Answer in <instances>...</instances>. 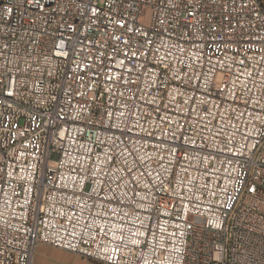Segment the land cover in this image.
I'll use <instances>...</instances> for the list:
<instances>
[{
	"label": "built area",
	"instance_id": "obj_1",
	"mask_svg": "<svg viewBox=\"0 0 264 264\" xmlns=\"http://www.w3.org/2000/svg\"><path fill=\"white\" fill-rule=\"evenodd\" d=\"M39 244L264 264V0H0V264Z\"/></svg>",
	"mask_w": 264,
	"mask_h": 264
},
{
	"label": "rangeland",
	"instance_id": "obj_2",
	"mask_svg": "<svg viewBox=\"0 0 264 264\" xmlns=\"http://www.w3.org/2000/svg\"><path fill=\"white\" fill-rule=\"evenodd\" d=\"M147 22L148 14L141 16ZM31 264H104L100 261L85 258L49 244H39L33 254Z\"/></svg>",
	"mask_w": 264,
	"mask_h": 264
}]
</instances>
